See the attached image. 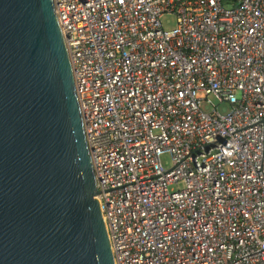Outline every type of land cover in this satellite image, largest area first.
<instances>
[{
    "label": "built area",
    "instance_id": "2783aa9c",
    "mask_svg": "<svg viewBox=\"0 0 264 264\" xmlns=\"http://www.w3.org/2000/svg\"><path fill=\"white\" fill-rule=\"evenodd\" d=\"M53 1L115 264H264V0Z\"/></svg>",
    "mask_w": 264,
    "mask_h": 264
},
{
    "label": "water",
    "instance_id": "95a60500",
    "mask_svg": "<svg viewBox=\"0 0 264 264\" xmlns=\"http://www.w3.org/2000/svg\"><path fill=\"white\" fill-rule=\"evenodd\" d=\"M53 0H0V264H115Z\"/></svg>",
    "mask_w": 264,
    "mask_h": 264
},
{
    "label": "rangeland",
    "instance_id": "374dc122",
    "mask_svg": "<svg viewBox=\"0 0 264 264\" xmlns=\"http://www.w3.org/2000/svg\"><path fill=\"white\" fill-rule=\"evenodd\" d=\"M164 22V26L166 29H171L174 26V19L169 18V20H167L166 18L163 19ZM208 110H211V108H209ZM219 110L221 113H226L229 110V107L227 105H222L219 107ZM161 163L164 166V168H170L172 165L171 162V158L168 154H165L161 157ZM173 189H176L177 187L174 186L172 187Z\"/></svg>",
    "mask_w": 264,
    "mask_h": 264
}]
</instances>
